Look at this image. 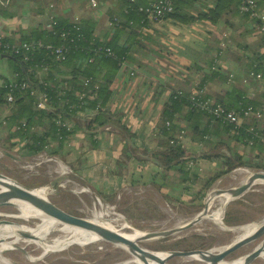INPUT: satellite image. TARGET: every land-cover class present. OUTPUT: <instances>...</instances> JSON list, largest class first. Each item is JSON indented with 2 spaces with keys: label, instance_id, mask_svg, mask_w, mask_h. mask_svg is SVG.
Masks as SVG:
<instances>
[{
  "label": "crops",
  "instance_id": "obj_1",
  "mask_svg": "<svg viewBox=\"0 0 264 264\" xmlns=\"http://www.w3.org/2000/svg\"><path fill=\"white\" fill-rule=\"evenodd\" d=\"M85 4V10L78 8L74 12L76 5L72 0H45L36 4L33 0H0V33L18 41L32 27L46 25L50 14L71 21L90 17L96 22L94 33L98 36L114 29L107 10L115 8L117 0H97L96 6L86 0ZM260 7L264 9V2ZM204 22L197 19L182 23L170 17L147 20L135 35L139 44L129 52L130 58L120 61L110 83L106 108L114 116L105 129L99 127L97 146L91 147L86 135L83 136L84 131L78 129L57 149L58 154L51 155L66 159L71 172L83 185L121 212L134 217L160 215L162 201L174 205L172 202L180 199H193L204 179L226 168L225 157L214 155L217 151L236 152L249 163L264 167V143L257 149L244 140L238 141L230 136V131L216 127L215 120L208 126L212 133L203 140H198L188 128L181 130V146L190 158L187 165L198 175L188 186L180 181L175 168L167 181L166 175L172 169L164 170L153 159L152 152L162 149L165 140L159 135L157 121L169 93L177 89L188 92L205 75L210 76L202 84L205 94L216 99L226 97L231 89L241 90L244 97L257 102L262 114L240 116V123L264 125V75L251 78L248 72L255 58L260 57L264 64L261 33L250 18L231 14L222 16L216 23ZM223 33L230 38L224 46L221 45ZM121 41L127 44L124 39ZM131 70L134 74H130ZM0 74L10 75L9 62L2 54ZM6 109L0 107V116L8 112ZM117 114L121 115L119 122L115 118ZM177 120L186 125L181 118ZM203 122L206 123V118ZM2 134L5 127L1 122L0 144L8 141L12 151L29 153L22 147V141L12 143L14 138L8 140ZM219 139L221 142H217ZM51 144L54 150L56 142Z\"/></svg>",
  "mask_w": 264,
  "mask_h": 264
},
{
  "label": "trees",
  "instance_id": "obj_2",
  "mask_svg": "<svg viewBox=\"0 0 264 264\" xmlns=\"http://www.w3.org/2000/svg\"><path fill=\"white\" fill-rule=\"evenodd\" d=\"M240 1L174 0L173 10L164 17H170L182 23L197 19L217 22L222 16L231 14L240 18H250L257 26L259 23L257 18L250 17L248 12L239 10ZM147 2L148 0H117V6L107 10L115 27L101 36L94 33L96 22L92 18L83 17L78 21H71L62 16H55V22L50 28L45 25L41 27L39 24L21 35L20 41L40 39L44 43L53 45L69 44V50L64 59H56L46 47H39L29 54L28 59H23L19 53H0L6 56L10 66V75L0 74V107H8V112L0 116V123L4 124L6 130V138L8 140L14 138L12 143L22 141V147L32 154L45 151L46 154L53 155V153L58 154L57 149L59 150L75 131L81 129L86 132L90 146H97L99 138L94 137V133H98L100 128H105L112 122L114 116L106 108L111 95L110 83L120 67V61L130 58L129 52L134 50L135 44H139L135 35L147 21L139 5ZM64 30L68 31L66 36L61 35ZM261 36L264 42V35L261 34ZM6 39L14 41L7 37ZM121 39H124L127 44H124ZM99 46L110 47L112 53L107 54L104 50L96 49ZM260 59L257 57L252 61L253 65L248 72L253 70L264 75V64ZM41 62L47 64L48 69L39 74ZM213 73L211 72L210 75ZM86 77L90 81L84 85L83 79ZM207 77L210 76L205 75L201 78L197 88L202 89V84ZM24 80L28 81L29 87H34L46 94L47 107L36 106V97L30 94L29 88L14 87L12 89L14 100L11 103L5 100V93L10 90L7 84ZM80 92L85 93L81 98ZM226 95V97L215 99L226 108L240 110L249 104L258 106L255 100L244 97L241 90L231 89ZM91 109L95 111L88 113ZM83 111L85 113L81 114ZM115 116L119 122L121 115ZM178 118L185 121L186 125H181ZM204 118L206 123L203 122ZM58 119L60 122L57 121ZM212 120L216 121V127L225 132L230 131L232 138L238 141L244 140L246 143L252 139L253 148H262L264 138L253 137L247 129L249 125L244 126L240 123L238 132H234L233 124L223 122L207 110L196 106L194 101L188 98L187 92L179 94L178 89L172 90L164 102L157 121L159 135L165 138L163 148L153 151L152 156L164 170L177 169L180 181L185 183L184 186H188L190 181L197 180L198 175L187 165L190 158L181 146V130L188 128L198 136V140H203L204 136L212 133V130H208ZM22 121H25V124H22ZM61 122L69 123L70 127L62 125ZM53 141L56 142L54 150L50 147ZM217 142H221V139ZM214 155L224 156L223 161L227 166L204 179L193 200L203 196L206 189L229 170L237 166L253 165L242 159L236 152L217 151ZM257 165L260 166V164ZM224 222L231 224L228 216L224 217Z\"/></svg>",
  "mask_w": 264,
  "mask_h": 264
},
{
  "label": "rangeland",
  "instance_id": "obj_3",
  "mask_svg": "<svg viewBox=\"0 0 264 264\" xmlns=\"http://www.w3.org/2000/svg\"><path fill=\"white\" fill-rule=\"evenodd\" d=\"M72 1L76 5L74 12L78 8L85 10L86 0ZM33 2L35 4L44 3L45 0H33ZM200 20L201 22L216 23L208 19ZM4 136L5 134L1 135V137ZM9 145L8 141H5L2 145L0 144V171L2 173L34 189L36 187H45L46 196L66 211L90 219L97 218L119 230L134 228L141 232H147L175 227L194 217L207 203L208 208L205 215L190 227L167 235L139 241L142 246L156 252H164L171 249L221 247L237 238L241 232L239 230L240 226L249 223L259 224L264 220V182L262 181L253 183L241 195L227 203L220 219L225 228H222L211 217L216 207L221 206L220 197L215 195L212 197L210 195L211 192L213 190H224L243 183L251 172L264 171V167L261 164L260 166L254 164L251 167L242 165L229 170L215 180L206 189L203 196H199L194 200L192 198L186 199L184 198L186 196L182 194V196L184 195L183 200L171 201L174 205L170 202L162 201L160 215L134 217L128 212H121L118 207H112L101 197L95 196L88 189L89 187L87 188L86 185H83L79 178L71 172L70 167L67 165L69 162L66 159L55 156H51L48 159L45 157V152L41 154H32L30 152L26 154L16 153L10 149ZM173 171V169L170 170L168 175H166L167 181L172 177ZM162 180H164V177H162ZM180 190L178 189V191ZM22 202L24 204L22 207L28 209L26 213H24L22 207L15 204L6 203L0 205V230L15 229L10 227L15 225H29L31 228L34 225L48 226L55 221V218L50 221L43 218L51 215L40 208L28 202ZM97 211L103 212V215L96 217ZM225 216L229 217L231 224L224 222ZM122 222H127L130 228H121ZM61 223L63 222L61 221ZM56 234V232H51L48 237L51 238V236ZM260 240L261 238H258L242 245L228 254L224 258L225 261L229 262L243 256ZM11 246V248L5 249L0 253L2 260H0V264H123L124 260L133 256L128 249H124L119 244L100 238L84 245L72 243L61 250L25 242H18L11 244ZM167 263L203 264L201 260L188 256H173ZM127 264L137 263L129 262ZM249 264H264V255L257 256Z\"/></svg>",
  "mask_w": 264,
  "mask_h": 264
},
{
  "label": "water",
  "instance_id": "obj_4",
  "mask_svg": "<svg viewBox=\"0 0 264 264\" xmlns=\"http://www.w3.org/2000/svg\"><path fill=\"white\" fill-rule=\"evenodd\" d=\"M258 179L264 180V171H253L248 175V177L243 183L229 187L224 190H216V194L222 191H226L229 193V198L226 199L225 204L223 206V210L231 199L241 195ZM0 186L2 188L0 189V197H22L37 206L38 208H40L41 210H43L45 213L59 219L64 223L92 231L98 234L100 239L111 241L116 244H123L127 247L129 252L135 257H137L143 264H151L149 262V259L155 260L156 262H159L161 264H168L167 261L173 256H190L196 254L198 255V259L201 260L203 264H220V262L225 261L224 258L232 251L258 238H261V240L250 251L243 255L242 264H249L257 256H259L262 251H264V220L260 222L251 232L245 233L242 236H238L233 241L221 247L205 249H171L168 250L164 256H161L158 255L155 250L148 249L139 243V241L144 239L167 235L190 227L194 223L198 222L205 215L208 208L207 203L204 204L203 208L194 217H192L183 224L160 231H144L141 236L135 239H131L123 235L119 231L109 228L108 226H105L99 223L98 221L84 216L75 215L66 211L65 209L51 201L46 195L43 196L37 193L34 188H31L18 182L14 178L2 173L1 171ZM1 204L6 203L0 202V205Z\"/></svg>",
  "mask_w": 264,
  "mask_h": 264
},
{
  "label": "built area",
  "instance_id": "obj_5",
  "mask_svg": "<svg viewBox=\"0 0 264 264\" xmlns=\"http://www.w3.org/2000/svg\"><path fill=\"white\" fill-rule=\"evenodd\" d=\"M263 3L264 0H241L238 8L240 11H246L249 13L250 17H255L258 19L259 23L257 24V29L259 32L264 35V9L260 7V3ZM173 3L174 0H148V2L144 5H139V9L144 12L147 20H159L163 18L167 13L173 10ZM90 4L96 6L97 0H90ZM52 6V4H50ZM55 15L50 14L48 17V21L46 22V27L50 28L53 23L55 22ZM115 19V18H114ZM68 31H62L61 35L66 36ZM223 39L221 41V45L224 46L227 42L230 41L227 33H223ZM39 47H46L50 50L52 55L55 56L56 59L61 60L65 58L66 52L69 50V44H57L53 45L51 43H44L40 39H32V40H24V41H10L6 39V37L0 33V53H19L22 55L23 59H28L29 54L36 51ZM96 49H100L101 51L104 50L107 54H111L112 51L110 47H97ZM91 59V58H90ZM39 74L42 72L47 71L48 65L44 62L39 63ZM130 74H134V71H130ZM249 76L251 78H260L261 73L255 72L251 70L249 72ZM42 81V80H41ZM90 79L88 77L83 79V84H88ZM10 90H8L4 97L5 100L11 103L14 100V94L12 89L17 87L18 89H26L29 88L30 94L36 97V106L40 108L47 107L46 104V94L44 92H39L34 87H29L28 81L24 80L19 83L10 82L7 84ZM178 93H186L181 89H178ZM85 95L84 92L79 93V97H83ZM187 96L190 100L194 101V104L199 108L207 110L210 112L214 117L222 120L223 122L233 124L234 132H238V128L240 125V116H253V117H260L262 114V110L260 108L254 107L253 105L249 104L241 108L240 110H235L233 108H226L221 103L217 102L211 96L205 94L203 89L194 88L187 92ZM95 109H91L88 113L94 112ZM85 113L84 111L81 112ZM60 122V120H57ZM62 125H66V127H70V124L67 122H61ZM22 124H25V121H22ZM253 135V137L264 138V125H256L250 124L247 128ZM86 135V132H83ZM94 137L99 138V133H94ZM68 141V140H67ZM67 143V142H66ZM248 144L252 143V139H250ZM41 151L39 154H41ZM38 154V153H37ZM46 154V153H45ZM48 159L51 158V155L46 154ZM191 165V163H189Z\"/></svg>",
  "mask_w": 264,
  "mask_h": 264
},
{
  "label": "bare ground",
  "instance_id": "obj_6",
  "mask_svg": "<svg viewBox=\"0 0 264 264\" xmlns=\"http://www.w3.org/2000/svg\"><path fill=\"white\" fill-rule=\"evenodd\" d=\"M257 181L264 182L263 179H258V180H256V182ZM0 189H2L1 186H0ZM34 190L43 196L46 195L45 187H36ZM210 195L212 197L214 195L220 197V205L221 206L216 207V209L212 212L211 217L213 219H215L216 222H218L222 228H225V226L220 222V219L222 216V211H223V206L225 204V201H226V199L229 198V193L226 191H222V192H219L218 194H216V191L213 190ZM22 201L32 204L31 202H29L28 200H26L22 197H17V196H11V197H6V198L0 197V202H5V203L11 204V205L15 204V205L20 206V207L24 206ZM32 205H34V204H32ZM22 209L24 210V213L28 212V209H26V207L25 208L22 207ZM102 215H103V212H101V211L96 212V217H101ZM43 218H46L48 221H50L52 218H55V217L50 216V217H43ZM92 219L95 221H98L99 223H101L105 226H108L109 228H112L116 231H119L120 233H122L123 235H125L131 239H135L144 233V232H141V231L136 230L134 228H130V225L127 222H122L121 228H130V229L119 230L117 228H114V226H112V225H109V224H106L105 222L100 221L97 218H92ZM50 223H52V222H50ZM257 225L258 224L249 223V224L240 226L239 230L241 232L238 234V236H242L245 233L251 232ZM10 227H14L15 229L0 230V253L5 249L11 248L12 247L11 244H15L18 242L35 243L36 245L47 246L50 248H57V249L61 250V249L68 247L72 243H78L80 245H84L85 243H88L91 241L93 242L94 240H97L99 238L98 234H96L92 231H89V230H86L84 228L74 226L71 224H67L64 222L61 223V221L58 220L57 218H55V221L53 222L52 225H48V226H46V225H41V226L40 225H34V227L31 228V226H29V225H15V226H10ZM51 232H56L57 234L54 236H51V238H49L48 235ZM51 235H53V234H51ZM119 245L121 247H123L124 249H127V247L125 245H123V244H119ZM156 253L158 255L164 256L167 253V251L156 252ZM261 255H264V251L261 252L260 256ZM188 257L198 259L197 254L196 255H190ZM0 260H1V257H0ZM242 261H243V256H240V257H238L232 261H229V262L222 261V262H220V264H242ZM129 262H135L137 264H143L134 255L131 258L124 260L123 264H127ZM149 262L151 264H161V263L156 262L155 260H151V259H149Z\"/></svg>",
  "mask_w": 264,
  "mask_h": 264
}]
</instances>
